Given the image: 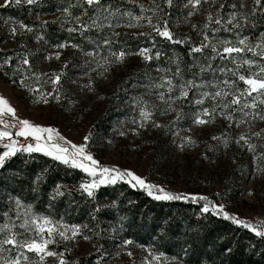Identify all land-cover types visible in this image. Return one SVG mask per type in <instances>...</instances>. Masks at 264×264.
I'll return each instance as SVG.
<instances>
[{"label":"snow or ice","instance_id":"snow-or-ice-1","mask_svg":"<svg viewBox=\"0 0 264 264\" xmlns=\"http://www.w3.org/2000/svg\"><path fill=\"white\" fill-rule=\"evenodd\" d=\"M172 2L173 0H164V3L169 6L172 5ZM212 2L214 3L215 0H212ZM22 3L33 6L38 3V0H3V3H0V9L10 7L13 4L19 6ZM205 3H209V0H187V4L190 5L187 16L194 15ZM226 4L227 0H222L215 13L207 11L206 20L200 31L202 39L198 44H193L189 50L190 55H194L197 53L203 54L208 49V55L204 57L205 63L198 65L199 71L193 72L191 78H185L179 57L172 61L175 64L174 69L158 67L157 71L161 75L158 80L152 83L151 87L157 90L155 95L161 104L152 103L143 97L135 99L134 104L139 115L138 119L133 118L132 123L136 124L137 127L131 129V131L134 134H139L138 129L145 128L149 123L155 128L167 127V125H163L155 119L157 112L161 115L175 113L173 120L170 121L172 127L175 128L178 122L184 119L185 115L184 109L177 105H183L186 102L194 104L197 106L192 112V123L195 125L214 123L217 115L228 121L229 127L232 123H235L236 126L246 125L248 131L239 133L235 138V143L240 144L241 147H246L253 154L252 159L256 164V171L264 173V144L259 146L261 150L258 152V145L253 142V138L264 136V128L259 131L252 130L257 120L264 121V32H261L255 41L250 38V35L244 34L249 27H256V14L258 11L264 15V0H252L250 9L242 2L227 5L233 9L227 14V17L223 14ZM74 9H79V14L74 13ZM90 9L92 10L91 14H89ZM156 9H159V5H156L155 9H145L141 5V13L145 11L154 12ZM55 10L60 12V16L56 17L51 23H60L61 28H64L67 24L66 30L70 34L79 32L84 39H90L86 36V32L93 28L113 27L110 18L116 15L111 4H106L104 0H77L76 3L69 2L63 7L57 6ZM125 15L131 16L130 13H125ZM141 21L147 22L151 32H140L138 33L140 36H146L154 40L155 37L152 33H155L156 36L172 44H183L190 41V37L187 36L182 39L176 38L168 27V21L162 20L160 17H157L156 22L153 23L152 16H131L126 26L140 27L142 26ZM5 22L10 25L8 35L12 38L34 32L33 26L23 21L9 18ZM48 23L49 21L41 22V29L46 27ZM116 26L118 27L119 24ZM192 27L196 29L197 25H192ZM221 30L231 33V36H217L216 33ZM209 32L212 35H209ZM113 35L118 36L119 33H113ZM35 39L37 41L44 40L45 43L48 42L42 31L35 33ZM102 43L109 46L111 40L105 37ZM19 46L27 48V44L23 41ZM69 46L83 50L80 44L66 40L54 44L53 47L57 51L45 56L44 59H52L53 57L57 60L60 59L61 52L59 49ZM85 54L93 57L94 50ZM109 55L112 59L102 56L96 62V66L107 71L112 63H123L128 55H138L144 61L150 62L154 57L158 60L161 53L156 51L153 54V49L148 47L140 48L135 53L123 49L112 51L109 48ZM33 57H35V53L31 50L26 51L23 55L18 54L12 74L19 73L21 87L36 93L38 95L37 102L47 104L49 103L48 97L58 102L61 98V80L66 75L67 61H65L64 67L60 71L48 75L38 73L33 69ZM217 59L221 61L223 66L214 68L213 62ZM229 63L232 67H228ZM12 64L13 57L7 56L0 62V68L4 66L11 67ZM196 66L193 65L190 68ZM207 72L213 73V79L205 80L203 78ZM216 72L222 74L224 78H216ZM45 76L47 78L42 79ZM32 78H35L38 87H33L29 83ZM241 82L242 87L240 86ZM92 83L90 79L88 84L85 85L89 91L92 90ZM43 84H51L52 90L41 91L39 86ZM206 104L208 106H205ZM0 126H2L0 127V149H2L0 150V168H3L6 161L18 153L29 155L41 153L54 161L85 173L88 178L80 182L77 190L82 194H86L92 200H95L97 190L101 186L124 182L133 188L139 186L147 192V195L158 201L182 199L203 201L202 213L210 212L216 216H223L224 219L231 220L233 224L248 229L255 236L264 239V219L255 223L241 219L237 215L226 211L223 203H214L206 195L174 193L159 184L148 182L144 177L130 169L102 164L88 150L91 132L83 137L82 143H75L51 126H43L28 119L20 118L13 105L2 95H0ZM119 134L124 135L125 133L121 131ZM173 135L179 138L178 147L181 150L186 146H193L197 143L191 136H181L179 131L173 132ZM212 139L222 141L225 147L228 146L226 134L212 136ZM43 171L46 172L47 170ZM42 175V173L36 175L34 184L41 181ZM54 193L53 199L64 196V186L57 184ZM67 194L71 195V192ZM8 199L9 203L14 205L15 216L13 218L10 215L11 207L3 213L4 222L0 223V264H47L48 258H55L56 264H69V261L65 258V253L71 251L67 247V242L75 241L81 236L86 241L91 239L83 231V229H87L89 232L92 231L87 225L68 224L64 222L63 217L54 219L51 215L38 213L34 211L32 204H25L19 197L9 196ZM113 205H115V201H113ZM101 207L97 204L93 209V213L99 212ZM92 219H96L94 214ZM163 231L164 229L161 228V232ZM94 235L99 237L100 233L96 232ZM61 242H65L62 251L49 247L50 245H59ZM132 243L131 240H123L124 245ZM140 247L144 248L145 246L140 245ZM97 250L99 251V249ZM146 251L147 256L142 264H185L184 259L179 255L169 257L165 252L156 249L154 245L147 246ZM182 251L184 250L182 249ZM231 251V248L224 249L226 253ZM128 255H132V253L128 252ZM185 255H187V252H185ZM71 264H78V262L73 261ZM203 264H207V262L205 261Z\"/></svg>","mask_w":264,"mask_h":264},{"label":"rangeland","instance_id":"rangeland-1","mask_svg":"<svg viewBox=\"0 0 264 264\" xmlns=\"http://www.w3.org/2000/svg\"><path fill=\"white\" fill-rule=\"evenodd\" d=\"M124 1L128 6L132 5L131 7L134 8L127 11L131 16H152L153 23L156 22L157 17L163 18L160 9L141 13V5L145 9H155L160 0ZM220 2L222 0H215L214 3L209 0V3L203 4L194 15L189 17L187 13L190 10V5L187 4V0H176L175 10L170 18L174 36L180 39L187 36L190 37L188 42L191 46L198 44L202 39L200 31L206 20L207 11L215 13ZM241 2L250 7L252 0H233L227 5ZM0 3H3V0H0ZM227 5L223 9L225 17L233 10ZM59 13L58 11L56 15ZM131 16L127 15L126 20H117L112 23L113 32L125 30L140 33L151 30L146 21H141L142 26L140 27H127ZM117 24H119L118 27ZM192 25H197L196 29H193ZM9 27L8 23L0 19V49H15L16 55H23L26 51L31 50L35 53V57L32 58V66L38 73L50 75L53 72H58L67 61L66 75L61 80V98L57 102L48 97L49 103L47 104L37 102L38 95L36 93L30 92L27 88L15 86V83L9 79V74L6 75L0 71V95L9 100L20 118L43 126H51L75 143H82L83 137L91 132L88 150L102 164L130 169L148 182L159 184L174 193L206 195L214 203H223L226 211L241 219L253 223L264 219V173L256 171V164L252 159L253 154L246 147L235 143V138L239 133L248 131L246 125L236 126L235 123H232L229 127V122L219 115L214 123L195 125L192 123V112L197 106L190 104L188 107H184L178 104L177 106L184 109L185 115L175 128L170 123L175 113L161 115L157 112L155 119L167 127L155 128L149 123L145 128L138 129L139 134H134L131 129L136 128L137 125L132 123V120L134 117L138 119L139 115L134 100L143 97L152 103L161 104L155 95L157 90L151 87L152 83L158 80L161 75L157 71L160 66L155 64L157 61L155 57L152 61L146 62L138 55H128L123 63H112L107 71L98 68L96 62L102 56L112 59L108 47L105 49L100 46L98 48L96 46L81 47L83 49L81 50L69 46L59 49L60 59L57 60L55 57L44 59L45 56L57 51L53 47L54 44H46L42 40L37 41L35 30L33 33L12 38L8 35ZM244 34L248 35L246 32ZM209 35L212 33L209 32ZM216 35L229 37L231 33L221 30ZM22 41L27 44V48L19 46ZM153 45L147 47L152 48L154 54L157 50ZM143 47L146 46H140L131 53H135ZM93 50V57L85 54ZM205 53L206 51L202 55ZM217 62L215 65L217 68L223 66L219 59ZM228 67H232V65L229 63ZM215 77L224 78L219 72L215 73ZM46 78L47 76L42 77V79ZM203 78L211 80L213 73L207 72ZM90 79L93 82L91 91L85 86ZM29 83L33 87H38L35 78L30 79ZM240 86H243L242 82ZM39 87L41 91L52 90L51 84H43ZM108 115L110 118L105 121L104 118ZM97 120L101 121L100 124L92 129ZM261 128H264V121L257 120L252 130L259 131ZM121 131L125 134L120 135ZM175 131H179L181 136H191L197 143L181 150L178 147L179 138L173 135ZM222 133L228 137L227 147L222 141L212 139V136H220ZM253 142L258 145L259 152L261 150L259 146L264 144V136L253 138ZM16 156L24 164L36 161L45 168L79 170L54 161L41 153L31 155L18 153ZM87 178V175L83 173L82 180ZM79 184L71 187L78 189ZM82 195L86 203L93 204L94 200L87 197L86 194ZM201 203L204 202L201 201ZM83 225L88 226L87 223ZM83 231L91 239L86 241L81 236L75 241L67 242V247L71 251L65 253V258L69 264L73 261L77 262L82 256H93L95 263L99 262V264H142L147 256V246L141 248L135 243L124 245L123 240L117 241L115 235L109 251H106V256L98 257L96 253L99 248L92 236V231L89 232L87 229H83ZM114 233L115 231L112 230L111 234L114 235ZM49 247L62 251L65 242ZM128 252H131L132 255H128ZM47 264H56L55 258H48Z\"/></svg>","mask_w":264,"mask_h":264},{"label":"trees","instance_id":"trees-1","mask_svg":"<svg viewBox=\"0 0 264 264\" xmlns=\"http://www.w3.org/2000/svg\"><path fill=\"white\" fill-rule=\"evenodd\" d=\"M231 1L233 0H227V4ZM69 2L76 3L77 0H38L33 6L24 3L19 6L13 4L0 9V19L6 21L12 18L33 26L36 33L43 32L48 41L46 44L71 40L80 44L82 48L100 46L103 49L108 47L112 51L123 49L128 52L135 51L140 46L147 47L154 44L156 50L161 53L155 64L160 67L171 66L174 69L175 64L172 61L179 57L185 78H191L193 72L199 71L198 65L205 63L204 57L208 55V49L205 50L204 55L199 53L190 55L189 50L192 46L189 42L172 44L156 36L155 33H152L154 40L125 30L113 32V27L87 31L86 36L90 39H84L79 32L70 34L66 30L67 24L61 28L60 23H51L60 16V13L56 15L58 11L55 8L66 6ZM104 2L111 4L112 9L115 10L116 15L110 18L112 23L126 20L125 13L134 9L124 0H104ZM175 4L176 0H173L171 6L165 4L164 0L159 2V9L163 14L162 20L168 21L171 31L170 18L175 10ZM73 11L77 14L79 9ZM91 11L90 9L89 14ZM43 21L49 23L41 29ZM256 21L255 28L249 27L245 31L253 41L264 32V15L259 11L256 14ZM113 33L119 35L115 36ZM105 37L111 40L109 46L102 43ZM42 41L45 43L44 40ZM89 43L92 45H88ZM7 56L13 57V64L11 67L0 68V71L8 73L9 79L19 87L21 86L19 73L12 74L18 59L15 49H0V62ZM217 63V60L213 62L214 68H217L215 66ZM193 65L197 66L190 68ZM189 105L184 103L182 106ZM109 116L104 120L107 121ZM99 120L94 123L92 129L100 124L102 120ZM45 169L46 172L43 171ZM41 173L43 174L41 181L34 184L36 175ZM82 178L83 173L80 170L45 168L36 161L24 164L17 156L8 159L4 167L0 168V223L4 222L3 213L10 207L12 208L10 215L13 218L15 216L14 205L9 203V196L19 197L25 204H32L34 211L38 213L51 215L54 219L63 217V220L70 224L87 223L99 248L96 253L98 257L106 256L116 235L117 241L130 239L138 245H154L169 257L179 255L186 264H203L205 261L207 264H264V239L255 236L248 229L233 224L231 220L224 219L223 216H216L210 212L202 213L201 201L191 199L158 201L147 195V192L139 186L133 188L127 183L117 182L115 185L101 186L97 190L93 204H89L84 201L80 191L71 187L78 185ZM57 184L64 186L65 195L53 199ZM68 192H71V195H68ZM97 204L102 206L101 210L93 213ZM93 214L96 216L95 220L92 219ZM161 228L164 229L163 232ZM112 230L115 231L114 235L111 234ZM96 232L100 233L99 237L94 235ZM225 248H231L232 251L226 253ZM77 262L99 264V262L95 263L93 256H82Z\"/></svg>","mask_w":264,"mask_h":264}]
</instances>
